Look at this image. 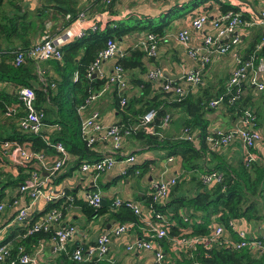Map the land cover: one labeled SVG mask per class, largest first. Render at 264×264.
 <instances>
[{
    "label": "trees",
    "instance_id": "trees-1",
    "mask_svg": "<svg viewBox=\"0 0 264 264\" xmlns=\"http://www.w3.org/2000/svg\"><path fill=\"white\" fill-rule=\"evenodd\" d=\"M192 2L194 7L198 5L196 0ZM38 3L40 7L29 11L24 5V0H0V112L4 115L7 106L19 104L18 90L21 87H29L35 92L36 111L44 115V129L48 128L50 132H45L43 129L39 134L25 133L18 127L9 137L0 135V144L5 141H15L30 152H43L57 156L53 145L61 143L70 155V159L72 158L71 163L67 162L72 169L80 168L85 162L101 159V156L97 158L94 151L87 147L81 138V118L77 113V108L90 95L107 87L106 94L108 93L112 106L120 117V121L115 124L123 129H131V136L134 140L140 141L142 146L165 151L166 158H181L184 174H193L189 180L185 175L176 176L175 184L161 204H154L151 196L145 204L152 206L155 211L169 220L168 235L206 236L209 234L211 219L215 217L217 223L226 227L229 239H237V234L232 232L228 225L229 221H242L250 226L254 236H258L257 240L264 247V237L261 236L259 230L260 227L264 228V166L258 162L245 166L242 161L231 166L220 158L222 156L218 155L219 151L209 149L206 137L214 133V130L210 128L204 114L207 109L210 110L208 107L210 99L206 101L202 96L195 98L188 93L179 102L173 100L172 96L164 93L156 83L146 77L151 70L147 66H150L157 53L155 56L148 57L139 46L128 47L121 56L113 59L114 66L122 67L125 74H129L127 90H140L139 97H132L128 101V96L119 93L117 87L112 85L108 79L99 75L95 78L88 76L109 39L123 43L125 37L130 35V30L124 27L123 22L98 23L95 31L88 30L83 37L64 45L61 48V61H46L56 69V78L44 73L39 74L40 66L35 60L26 59L23 64L16 67L13 64L14 53L28 49L37 39L45 35L47 20H57L59 17L65 19L68 16L65 22L68 27L79 13L76 0H38ZM110 4L111 2L107 5L105 12H111L112 5ZM49 9L53 11L51 15L47 11ZM221 11L222 13L228 11L237 13L238 9L222 5ZM34 12H36L35 15ZM175 12L176 10H171L160 16L158 20L141 18L143 23L139 29L145 31V35L152 34L157 39L161 38L168 27L167 22ZM242 16L245 21L249 20L247 15ZM139 25L140 23H136L132 28L139 27ZM250 33V38L246 40V47L244 51H241L244 59H248L253 54L261 39V28H254ZM262 56L263 52L257 53L255 62L257 63ZM136 71L144 78L137 77ZM75 74H77L76 81L73 79ZM7 88L14 90L8 91ZM148 92H153V95L146 97ZM223 93L225 90L221 94ZM122 96L126 99L124 105H121ZM136 106H138L137 109ZM224 106L234 118H237L242 116L250 104L249 100H245L242 95L234 105L224 104ZM151 110L156 112L153 123L138 127L134 131L133 127L139 125L142 116ZM174 110L186 113L187 118L182 123L183 130L190 129L196 132L198 147L182 138H162L155 134L159 132L161 121L165 116H169L171 120ZM207 156H209L208 160H206ZM2 162L4 159L0 150V163ZM39 169L42 170L37 162L32 160L25 167H17L16 177L0 172V201L5 198V189L10 188L19 192L24 182ZM212 171L222 174V182H214L209 186L203 185L201 175ZM198 172H201L200 176H197ZM191 185H193L192 188H190ZM65 194L72 196L71 191H66ZM73 199V202H69L66 197H62L46 204L43 212L29 214L28 219L22 225L23 228L18 229L19 239L13 243V247L10 246V254L6 262L17 260L20 248L30 254L40 246L44 247L51 243L53 229L24 237L27 229L33 226L38 218L43 216V213L51 209L60 210L63 216L69 205L78 204L89 220L109 214L110 218L116 222L115 224L133 223L135 226L140 224V219L130 209L125 206L114 208L113 201L112 203L106 201L104 205L101 204L95 208L90 206L86 200L79 201L75 197ZM10 202L13 203V200L10 199ZM9 240L2 242L0 246ZM158 243L164 252H170L166 238ZM76 247H67L66 252L58 254L54 264H123L121 261L110 258L97 263L91 261L77 263L71 259V253ZM167 264H264V248L256 251L251 248L233 250L216 245L207 249L199 245L191 256L182 252L177 258L168 260Z\"/></svg>",
    "mask_w": 264,
    "mask_h": 264
},
{
    "label": "built area",
    "instance_id": "built-area-1",
    "mask_svg": "<svg viewBox=\"0 0 264 264\" xmlns=\"http://www.w3.org/2000/svg\"><path fill=\"white\" fill-rule=\"evenodd\" d=\"M109 5L111 0H102ZM264 2V0H261ZM240 13L232 11L219 13L211 20L207 15H198L191 19L190 29H182L175 36L176 42L184 48L186 55L193 61L198 63L199 69H190L183 72L181 79L186 83L189 89L183 88L181 85L173 80L164 78L163 72L159 69H151L147 73V79L153 83H161V90L173 97V100L179 102L183 100L190 90L202 84V71L211 63L212 54L219 56L231 54L234 59L236 67L231 72L226 83L225 93L210 99L208 107L215 109L219 106L234 105L243 95L247 87L255 88L258 92L264 91V9L260 12V28L261 39L257 44L253 54L244 59L240 51L242 49V39L240 30L242 27L248 26ZM68 18V16H67ZM73 23V22H72ZM207 24H210L214 33L206 35L203 39V49L193 48L191 46V33H200ZM76 27L75 32L69 28L63 34L52 37L44 36L39 41L34 43L26 50H18L14 53L13 64L17 67L24 63L26 59L35 61H61V48L85 35L90 31L97 29V24L93 21H86L84 13L77 14L74 20ZM161 38H156L152 34L145 36L143 42L138 46L147 54L148 57L155 56L157 53L159 42ZM263 52V56L258 59L255 64V56L257 53ZM122 51L119 44L112 39L106 43V47L100 52L94 67L91 69L88 76H92L95 70H98L102 61L114 59L116 56H121ZM1 58V52H0ZM74 81L77 80V74L74 75ZM108 81L117 87L119 93L125 95L128 89V79L122 67L114 66L113 72L108 76ZM53 86V85H52ZM106 88L100 90L98 93L90 95L85 102L77 108V113L81 118L80 133L81 138L85 141L87 147L93 151H98L99 147L105 144L110 145V150L101 154V159L85 162L80 166V171L84 174H92L94 178L105 172L112 170L116 164L126 163L134 164L135 158L133 156L124 157L121 149L125 138L131 135V129H123L120 125H103L101 123V116L95 109H91L89 113L82 117L92 107L93 103L98 97L106 92ZM18 99L20 107H9L5 111L7 118H14L21 131L25 133L39 134L44 129L43 123L44 115L35 109V92L29 87H21L18 90ZM126 103V99L122 96L121 105ZM22 112H19L20 109ZM21 113V116L18 114ZM18 116V117H16ZM156 116L154 110L148 111L141 118L139 125L133 127L135 131L138 127H144L153 123ZM169 116H165L159 127V132L156 135L162 136L160 131L166 128L170 122ZM183 140L192 142L197 145L195 131L190 129L183 130ZM262 135L256 130V119L253 112L247 109L242 116L236 121V125L227 131H214V133L206 137V143L210 150L219 151L235 142H238L243 151V163L249 166L257 162V156L254 152L255 146L262 142ZM54 150L58 154L55 162L50 168L46 167L45 154L43 152H30L22 145L15 141H5L0 144V150L3 157L8 160L15 167H25L29 162L35 160L39 165L38 172H33L31 176L19 188V193L27 196L31 202H37L41 199L46 204L51 203L62 197L73 202L72 196H66L65 192L55 194L51 191L44 190L45 182L40 176V172L49 171L50 174L60 172L67 162L70 155L65 150L61 143L53 145ZM168 161L173 158L169 157ZM127 172L123 173L126 175ZM201 182L205 186L212 183H221L223 180L222 174L217 171L202 174ZM176 177L168 180L158 179L151 185L150 196L154 204H161L167 197L169 190L175 184ZM85 200L92 207H99L102 203V197L99 193L87 194ZM114 208L125 206L130 209L134 215L140 219L142 224L143 237L136 238L132 243L126 246L128 252L147 251L153 255V264H167V254L162 250L160 243L161 239L167 237V226L169 220L161 213L155 211L152 206H144L139 202L132 200H123L116 197L113 200ZM6 204L0 201V214L5 211ZM31 205L22 207L16 214L14 221L17 224H23L28 219V212ZM63 216L60 210L51 209L46 212L41 219H39L33 226L27 229L24 237L37 233L40 231H49L53 229V237L51 244L56 253L60 254L66 252L69 240L74 237L76 227L73 225H62ZM186 221V218L184 219ZM209 226V234L206 236H189L182 235L179 237L178 244L181 246L183 253L192 255L196 251L197 246L202 245L204 248L210 249L213 246L220 245L223 248L241 250L244 248H251L253 251L262 250L264 247L260 241L257 240L249 232L241 229V222L229 221L228 225L232 232L237 234V239H229V234L226 227L217 223L215 218L211 219ZM134 227L133 223L116 224L108 232L101 233L96 241L87 248L77 246L71 253V259L77 263L86 262H102L110 253L112 238L120 237L128 232H131ZM146 227V228H145ZM10 245L4 244L0 246V264H53L47 261H42L41 252L43 247L40 246L33 253H26L22 248L19 249V256L17 260L6 262L10 254Z\"/></svg>",
    "mask_w": 264,
    "mask_h": 264
},
{
    "label": "crops",
    "instance_id": "crops-1",
    "mask_svg": "<svg viewBox=\"0 0 264 264\" xmlns=\"http://www.w3.org/2000/svg\"><path fill=\"white\" fill-rule=\"evenodd\" d=\"M192 1L193 0H111V12H105V10H107V4L102 0H95V2L94 0H76V5L79 9L78 12L84 13L86 21H93L96 24L123 22L124 27H128L130 35L125 37L123 43L116 41L122 52L127 50L128 47L138 46L144 41L146 36L145 31L139 29L141 28V23H143L140 20L141 18H154L155 20H158L163 14H167L171 10H176L167 22L168 27L166 28L164 35L161 37L156 57H154L150 66L147 67L148 69H160L163 72L164 78L173 80L183 88L189 89L186 83L181 79V75L186 70H196L199 69V67L196 61L188 58L184 48L176 42L175 36L177 33L182 29H190L191 19L195 15H207L211 20L219 13H222V5H229L237 8L238 13L241 15H247L249 17V20L247 21L248 26L242 27L240 30L241 39L244 40L241 51H244L246 40L250 38L251 30L254 28H260V12L264 9V2L261 0H196L198 4L196 7H194ZM24 5L29 11H34L36 8L40 7L38 0H24ZM47 11L50 15L53 13L51 9ZM35 13L36 12L33 14L35 15ZM66 20V17L65 19L59 17L57 20H47L46 34L43 36L52 37L60 35L69 28L75 32L76 27L74 21L68 26V28L65 23ZM136 23H140L139 27L132 28ZM213 33L214 31L210 24H207L200 33L192 32L190 39L191 46L200 50L203 49L204 37L206 35H212ZM41 38L37 39L36 42ZM38 64L40 66V70L38 71L39 74L44 73L53 78L57 77V71L50 62L38 61ZM255 64L257 63L255 62ZM113 67V59L102 61L98 68L99 76L107 79L112 73ZM235 67L236 64L231 57V54L219 56L213 53L211 63L202 71V84L194 88V90H190L191 95L195 98L202 96L206 101L217 97L226 90V83ZM139 74L141 73L136 71L135 75L143 79L144 77ZM126 76L128 79L129 74L127 75L126 73ZM40 79L43 80L42 77H40ZM156 84L158 88L161 89V83ZM1 87H3V85H1ZM7 90L14 89L7 88ZM245 90L243 97L245 100L248 99L250 104L247 109H250L253 112L256 119V130L260 132L263 138L262 142L255 146L254 152L257 156V162L264 166V91L258 92L252 87H247ZM139 91L140 90L138 89L127 90L125 95L128 96V101L132 97H139ZM152 95L153 92H148L146 97H151ZM112 105L108 93L106 94L105 92L97 98L92 107H89V109L82 114V117H85L91 109H95L99 112L101 123L103 125L118 123L120 117L118 113L115 112ZM12 106L19 108L20 103L7 106L6 109ZM137 108L138 106H136V109ZM22 111L23 109L21 108L19 112ZM19 115L21 116V113H19L18 116ZM204 116L209 122L210 128L214 131L230 130L236 125V121L240 117L234 118V116L228 111V108L224 105L215 109H207ZM186 118V113L180 110H174L171 114V120L168 126L160 131L162 138H182V123ZM16 121L15 117L7 118L5 113L3 115L0 112V135L3 137L11 136L13 130L18 128ZM53 128L54 127H52V129ZM43 131L50 132L48 131V128ZM195 146L198 147V144ZM109 150L110 145L105 144L102 147H99L98 151H94V153L97 158H99L101 154H105ZM121 152L124 157L133 156L135 158V163L116 164L112 170L98 175L96 178H94L92 174L82 173L80 168L72 169L71 165L66 164L67 167L65 166L60 172L54 174H50L49 171L42 172L41 178L45 182L44 190L46 189L55 194L71 191V195L79 201H85V196L87 194L99 193L102 197V205H104L106 201L112 203V201L118 197L123 200L139 202L146 206L145 204L149 200L151 192V185L154 181L158 179L168 180L178 175H185L186 179L189 180L193 175L191 173L184 174L181 165V158L172 157L173 160L168 161L167 159L169 157L166 158L165 151L149 149L146 146H142L141 142L134 140L131 135L125 138ZM218 153V155L222 156L220 158L228 165H231L230 163H235V165H237L240 161L243 162V151L238 142L219 150ZM45 155L46 167L50 168L55 162L56 156L52 154ZM208 158L209 156L206 157V160H208ZM3 159L4 162L0 163V172L8 173L12 175V177H16L18 173L17 167L12 165L7 157H3ZM71 161L72 158H69V163H71ZM125 171L127 174L123 175ZM197 174V176H200L201 172H198ZM192 187L193 185L190 186V188ZM10 199L13 200V203L10 202ZM3 202L6 204V208L5 211L0 214V244L6 240L13 239L6 243L13 247V243L19 239L18 229L23 228L22 225H24L17 224L14 221L19 209L31 205L28 215H33L34 213L39 214L43 212L46 203L43 199L37 202H31L27 196L17 191H13L10 188L5 189V198L3 199ZM44 214L45 213H43V215ZM42 217L43 216L41 215L38 220ZM115 223L116 222L110 218L109 214L89 220L85 217L82 208L78 204H71L63 215L62 225H73L76 227V233L74 237L69 240L67 247L73 248L75 246H82L83 248H87L96 241L101 233L111 230V228L116 225ZM171 224H173V222ZM239 225L241 229L254 235L250 226L244 222H241ZM141 228L142 224H138L131 232L120 237H113L111 250L107 258L121 261L123 264H153V255L150 252L126 251V246L128 244L143 235ZM179 237L183 236L167 235L166 239L168 240L170 250L169 253L165 252L167 254V259L177 258L179 254L183 252L181 246L178 244ZM58 256V253L54 251L51 243L43 247L41 252L42 261L54 264Z\"/></svg>",
    "mask_w": 264,
    "mask_h": 264
},
{
    "label": "rangeland",
    "instance_id": "rangeland-1",
    "mask_svg": "<svg viewBox=\"0 0 264 264\" xmlns=\"http://www.w3.org/2000/svg\"><path fill=\"white\" fill-rule=\"evenodd\" d=\"M223 149H224V148H223ZM230 164H231L232 166L235 165V163H230ZM213 218H215V217H213ZM236 222H242V221H236ZM259 230H260V234H261V236L264 237V228H263V227H262V228L260 227ZM167 235H168V233H167ZM254 235H255V234H254ZM254 235H253V236H254ZM254 237L257 238L258 236L256 235V236H254ZM257 239H258V238H257Z\"/></svg>",
    "mask_w": 264,
    "mask_h": 264
},
{
    "label": "water",
    "instance_id": "water-1",
    "mask_svg": "<svg viewBox=\"0 0 264 264\" xmlns=\"http://www.w3.org/2000/svg\"><path fill=\"white\" fill-rule=\"evenodd\" d=\"M97 75H99V71L98 70H95L94 73L92 74V78H95Z\"/></svg>",
    "mask_w": 264,
    "mask_h": 264
}]
</instances>
